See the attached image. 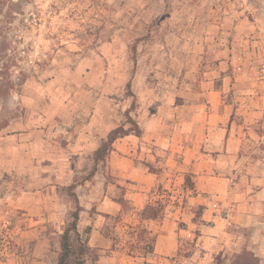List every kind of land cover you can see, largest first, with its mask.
<instances>
[{
  "label": "rangeland",
  "instance_id": "rangeland-1",
  "mask_svg": "<svg viewBox=\"0 0 264 264\" xmlns=\"http://www.w3.org/2000/svg\"><path fill=\"white\" fill-rule=\"evenodd\" d=\"M263 3L264 0H0V264H12L15 241L22 238V229L32 222V216L26 219L23 209L15 207L19 199L26 203L32 197L38 200L47 196V208L41 216L45 217L46 227L41 234L45 233L48 251L59 249L58 234L73 209L72 199L60 187L73 173L53 162L61 163L69 156L70 148L65 149L74 139L75 129L87 128L92 115L100 121L103 117L107 123L103 131L92 128L93 132H104L124 120L123 111L131 102L124 86L134 62L131 89L136 107L131 117L135 119L136 111L142 107H154V122L161 119L168 126H181L188 119L180 105L197 104L199 81L216 76L215 85L220 87L222 80L232 83L239 77L238 86H221L231 109L229 125L225 123V113L221 127L244 137L243 147L232 158L235 165L239 154L246 157L247 166L261 160ZM242 65L244 70L238 71L237 66ZM138 73L142 76L136 79ZM151 114L152 110L145 118ZM92 126L99 127V123L95 121ZM88 144L90 150L92 143ZM170 157L180 162L178 153L170 151ZM42 173L50 185L44 191L37 186ZM244 175L242 187L249 185L247 193H251L257 186L250 187L249 169ZM81 176L74 173L71 180ZM109 179L112 181V177ZM32 183L36 187H31ZM123 187L116 188L115 196L122 198L126 189ZM176 187L170 185L165 205L170 203V210L180 204L191 206L198 219L201 211L187 203L189 199ZM261 201L258 209L248 212L247 219L229 226L227 236L238 244L224 257L215 258L220 264H264V194ZM122 205V211L104 224L103 218L95 215L79 219L83 237L89 222L91 228H102L111 237L112 249L119 257L125 252H141L134 243L136 211L129 199ZM222 206L226 208V204ZM183 222L179 221V225ZM193 249L190 239L179 238L175 258L181 260ZM50 254L48 262L55 263V253ZM86 264L94 262L88 259Z\"/></svg>",
  "mask_w": 264,
  "mask_h": 264
},
{
  "label": "crops",
  "instance_id": "crops-1",
  "mask_svg": "<svg viewBox=\"0 0 264 264\" xmlns=\"http://www.w3.org/2000/svg\"><path fill=\"white\" fill-rule=\"evenodd\" d=\"M260 6L264 9V3ZM219 66L222 69L221 61ZM244 68L245 66L242 65L237 66L236 69L240 71ZM140 75L142 76V73L136 74V79ZM215 77L209 76L199 81L197 104L180 105L184 109L183 115L188 117L181 126H168L161 119L155 123L154 107H142L137 110L138 115L134 117L142 129V135L137 137L129 134L117 138L112 144L104 166L91 179L76 186L75 192L82 206L80 220L82 215L87 214L90 217L95 215L102 217L104 224L107 218H112L122 211V202L126 199L132 203L136 214L148 203L160 201L163 204L162 219L140 220L137 215L133 224L134 227L139 224L146 228L148 234L155 237L152 252L145 253L143 250L139 254L125 252L119 257L112 249L111 238L103 229L92 227L88 236V245L95 248L98 253L94 264H220L215 258L218 255L224 257L233 245L238 244L227 236V231L233 223L247 219L250 216L248 212L258 209L262 203L264 156L247 166L244 162L246 157L239 154V160L236 165L234 164L232 158L243 147L244 137L240 133L228 132L224 126L221 127L224 114L228 113L225 120L227 123L231 113L221 86L227 88L238 86L240 80L239 77H235L232 83L222 80L220 87H217ZM151 110V116L145 118ZM103 120V117L100 121L92 115L88 119L87 128H76L74 139L65 149L70 148L69 156L61 163L54 160L53 164L73 173L70 174V180L62 185L71 183L74 173L84 174L91 167V155L98 146V140L100 141L111 128L115 127L110 126L104 132H93V129L103 131L107 125ZM95 121L99 123V127L92 126L95 125ZM95 137H97L96 141ZM88 141L92 143L90 150L87 149ZM147 142H153L154 145ZM170 151L172 154L180 155V162L176 163L170 157ZM132 156L133 159L130 158ZM248 169L251 171L250 187L257 186L251 193H247L249 185L242 187L244 174ZM186 172L193 181V190L184 188ZM47 180L45 173L37 179V186L42 187L43 191L50 187ZM170 185L174 188L179 186L178 191L189 199L187 203L203 206L198 219L191 206L184 207L180 204L174 210H170V203L165 205V197L170 198ZM34 186L36 187V184L32 183L31 187ZM123 186L126 189L122 198L115 196L116 188ZM24 197L27 198L25 195ZM17 202L15 207L23 209L22 214L27 216L26 219L32 216L30 218L32 222L22 229V238L15 241L17 246L14 245L16 250L11 254L12 264H55L49 263L48 258L50 252L55 253L54 257L57 258L59 249L48 251L45 233L41 234L46 227L45 217L41 216H44L43 209L47 208V196L42 195L38 200L32 197L31 202L24 203L20 199ZM223 204H226L225 209L222 208ZM179 221H184L185 224L180 226ZM79 222L80 230L81 221ZM90 225L89 222L84 227ZM134 237L136 243V234ZM179 238L190 239L194 245V249L181 260L175 258L178 253ZM18 247H21V250Z\"/></svg>",
  "mask_w": 264,
  "mask_h": 264
},
{
  "label": "trees",
  "instance_id": "trees-1",
  "mask_svg": "<svg viewBox=\"0 0 264 264\" xmlns=\"http://www.w3.org/2000/svg\"><path fill=\"white\" fill-rule=\"evenodd\" d=\"M134 72L135 62L133 64L132 73L124 86L126 95L131 97L129 107L123 111L124 120L115 127L111 128L106 136L100 139L98 146L92 152V165L89 170L86 173L82 174L80 178H73L71 183L62 185L60 187V191L65 192L72 199L73 209L70 211L69 218L63 226L61 232L58 234L59 250L57 252L55 264H86L88 259L94 262L98 258V253L96 252L95 248L88 245L87 236L90 233L91 227L87 226L85 228V237L82 236L80 230L78 229L80 211L82 209V206L79 203L75 188L77 185L82 184L85 180L91 179L92 176L104 166L108 154L112 149V144L117 138L129 134H133L137 137H140L142 135L141 127L139 126L137 121L130 115V112L133 111L136 107L135 95L131 89V82ZM230 119L228 121V125ZM126 124H128V126H126ZM183 184L184 188L193 190V181L189 173L184 175ZM202 207V205H198L197 210L201 211ZM137 215L140 220H160L163 217V204L160 201L148 203L140 212H137ZM135 230V244L139 247V250H143L145 253L152 252L155 237L148 234V230H146V228L144 227H141L139 224L135 226ZM105 234L107 235V233Z\"/></svg>",
  "mask_w": 264,
  "mask_h": 264
}]
</instances>
